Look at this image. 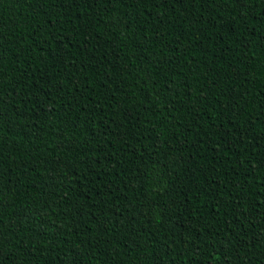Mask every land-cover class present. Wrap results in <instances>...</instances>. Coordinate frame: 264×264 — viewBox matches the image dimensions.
Listing matches in <instances>:
<instances>
[{"label":"trees","instance_id":"1","mask_svg":"<svg viewBox=\"0 0 264 264\" xmlns=\"http://www.w3.org/2000/svg\"><path fill=\"white\" fill-rule=\"evenodd\" d=\"M0 264H264V0H0Z\"/></svg>","mask_w":264,"mask_h":264}]
</instances>
